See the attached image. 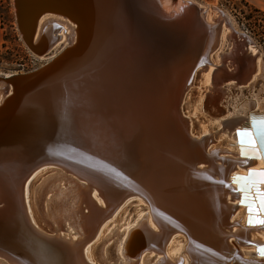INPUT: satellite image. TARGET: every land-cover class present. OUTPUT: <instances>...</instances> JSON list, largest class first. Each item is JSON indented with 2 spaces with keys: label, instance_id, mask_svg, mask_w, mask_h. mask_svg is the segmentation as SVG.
<instances>
[{
  "label": "bare ground",
  "instance_id": "obj_1",
  "mask_svg": "<svg viewBox=\"0 0 264 264\" xmlns=\"http://www.w3.org/2000/svg\"><path fill=\"white\" fill-rule=\"evenodd\" d=\"M28 2L13 0L17 29L34 57L38 60L48 57L40 68L33 71L44 70L49 62L65 53L62 60H56L45 70L46 73H42H45L43 84L37 83L34 89L47 92L52 105L58 107L60 115L64 114V117H58L61 118L59 122L63 120L61 122L66 125L72 124L70 117L73 114L69 113L72 112V101L85 104L87 113L92 112L94 117L87 119L93 123L85 127L86 131L81 127L82 139L88 143L85 148L89 156L85 151L74 153L80 163L58 157L31 158V165L53 162L60 167L42 165L36 170L30 168L28 176L21 182L20 202L27 225L21 222L10 191L0 186V201L6 200L9 204L6 218H3L6 213L0 214V222L8 229L12 228L13 232L21 233L30 245V249L23 248L26 251H22V245L17 248L0 236L3 243L0 264H39L40 256L35 253H43L42 248H47L46 251L58 259L59 253L63 255L66 252V264H97L93 261L94 256L102 264H264V256L259 252L264 248V223H260L264 221V212L259 209L264 197V183L261 182L264 177L260 175L264 172V107L255 109L256 104L252 100H244L235 113L241 106H247L245 117L234 113L222 122L228 131L220 132L225 134L222 139L226 146H221L220 142L208 149V143L194 138L190 119L181 111L185 103L193 102L197 104L194 113L200 112L201 105L207 109L215 100L216 95L208 99L207 94L199 91L192 96V89L188 93L190 97L185 100L187 95L184 93L190 84L201 82L214 85L213 82L217 84L231 79L238 85L249 82L245 87L240 86L248 90L259 81L264 82V58L254 56L257 52L251 43H245L247 51H244L243 58L242 54L239 57L242 52L235 53L232 67L217 60L226 51L228 55L233 53V47L238 48L234 37L228 35L239 33L230 18L216 11L221 19L217 23L212 22L209 10L212 12L215 8L201 6V12L195 15L192 11L188 21L181 13L185 8L187 11L186 6L193 2L131 0L129 12L120 4L124 18L121 17L122 22L117 24L118 28L124 26L130 37H122L116 45L112 44L111 49L112 45L106 44V40L102 42L100 37L90 38L88 27L78 21L73 11L57 8L56 5L37 4L35 8L44 7L46 13L33 19L26 12ZM57 12L67 18L55 14ZM174 15L175 19L170 18ZM133 19L151 26L146 29L152 31L145 33L132 26ZM221 24L229 28L227 34L221 32ZM68 28L73 32V38L69 36ZM90 29L97 35L93 28ZM66 38L70 39V43L66 44ZM219 43L231 46V50L212 54ZM59 48L60 51H57ZM93 49L95 52L91 53ZM112 50L127 52L123 54L126 63L118 57L116 65L108 66L113 64L109 62ZM100 54L106 56L102 63L98 61ZM214 63L219 64L215 69L212 67ZM82 69L89 70L81 72ZM33 71L1 75L0 78L10 79ZM255 71H260L258 76ZM253 79L256 81L253 82ZM56 83H65V90L49 92V88L58 87ZM226 86L231 88V85ZM89 87L92 91L84 93ZM7 91L9 94L4 96ZM11 91V85L0 82V106ZM182 101L185 102L182 104ZM252 107L254 110H251ZM8 123L0 126V147H11L13 150L16 144H23V147L37 144V141L31 143L26 140L9 143L11 138L6 140V137H15L9 128L17 130L21 126L16 120L13 121L15 127L13 123ZM198 131L203 133L202 136L209 133L205 128ZM133 132L140 133L148 148L155 149L156 154L161 153L158 160L163 163L162 177L159 183L156 181L149 187L125 176L129 167L134 168V162L122 166L112 165V159L110 162L105 160L112 157L116 139L121 137L122 142L124 138L133 137ZM218 133L213 134V139ZM80 143L76 146L81 147ZM164 150L168 151L165 156ZM18 151L21 155L13 153L16 163H19L17 156H22L21 149ZM71 151L66 152L70 154ZM116 159L115 156L114 161ZM97 160L110 165L106 167ZM251 173L255 175L247 179ZM163 176L176 179V183L165 180ZM2 177L3 169L0 167V183ZM179 178L183 180L182 186L177 182ZM88 186L92 187L90 191H84ZM252 186L258 187L262 195L253 194ZM132 199L137 202L136 206L130 207L133 211H123ZM249 205L253 209L251 213ZM172 209L176 210L175 213ZM118 215H123L114 224L116 229L124 228L118 233L123 237L119 243L122 260L114 257L113 244L99 248L96 242L105 226L115 222ZM65 220H69L70 225L80 232L77 240L67 239L60 233ZM143 223L146 228H138ZM1 227L0 223V234ZM112 232H116L115 228ZM93 239L96 241L83 245ZM95 242L96 247L92 249ZM77 248L79 253L75 251ZM169 249L180 251V254L170 256ZM157 255L161 257L157 258ZM132 257H136L134 261ZM145 257L147 261L143 262Z\"/></svg>",
  "mask_w": 264,
  "mask_h": 264
},
{
  "label": "water",
  "instance_id": "obj_2",
  "mask_svg": "<svg viewBox=\"0 0 264 264\" xmlns=\"http://www.w3.org/2000/svg\"><path fill=\"white\" fill-rule=\"evenodd\" d=\"M29 1L28 7L26 8V12H28L30 15H32L31 18L36 19V17L41 13H46V8H35V5L37 4H44L46 6H52L56 5L57 8H62L67 11H73L75 15L78 17V21H81L85 26L88 27V31L91 32L90 38L93 37H100L103 40H106V44L109 45H116V43L121 41L122 37H130V33L127 32L124 29V26L118 28L117 24H120L122 22V19L124 18L122 13L120 12V4L124 5L125 9L127 8L128 12L131 10V0H27ZM90 5V7H89ZM196 3L190 4L189 9L186 11L187 13L183 16L187 17L186 19L190 20V10L194 12L195 15H198L202 7ZM115 7L117 10L112 8ZM119 9V10H118ZM91 11L92 14L91 15ZM58 15H61L65 18L64 14H61L59 12L55 13ZM122 17V19H121ZM134 21H131L132 26L135 25V27H139L140 30L149 31L147 33H150L151 31L149 29H146V27L151 28V26H147L145 23L140 21L139 19H133ZM99 24H100V30H99ZM91 26V27H90ZM134 27V28H135ZM93 28L95 33L90 29ZM90 29V30H89ZM93 32V33H92ZM89 33V32H88ZM236 33V32H235ZM235 38L237 41V45L240 43H254L250 37L243 33L235 34ZM97 41V40H96ZM102 42L100 46L102 45ZM246 44V45H247ZM113 45L110 47L113 49ZM121 45V44H119ZM97 47V46H96ZM247 46L244 45L243 49H245ZM244 51H247L246 49L243 50L242 53L244 55ZM95 49L91 53H94ZM127 52L124 51H117L112 50V54L110 55V61L113 62V64L109 65H116V58H120L121 61H124L126 63L125 54ZM65 53H61L58 57L54 58L49 64L47 65V68H50L56 60H61L65 57ZM239 54V55H240ZM87 55V54H86ZM122 56V57H121ZM242 56V58H243ZM106 56L99 55V62L102 63ZM240 57V56H239ZM81 59V58H80ZM60 60V61H61ZM116 61V62H115ZM120 61V63H121ZM111 62V63H112ZM244 69H246L247 64L243 63ZM38 69L36 71L24 74V75H18L11 77L10 79H1L0 82L11 85L12 91L10 93V96L4 101V103L0 106V126H5L8 123H13L14 120L18 121L21 126V128H18L17 130L15 128H9L12 130L13 135L15 137H6V140H9L11 138V141L9 143H12L13 141H37L36 145L28 146L26 143L25 147H23L19 144H16L14 149L12 150L11 147H0V167L3 169V177L1 180L0 186L1 189L5 191H10V195L12 198V203L15 206V208L18 211L19 217L21 219V222H23L24 225H27V221L25 219L24 212L22 210L21 202H20V184L25 180V178L28 176L29 170H36V168L40 166H58L51 163H45L42 165H31V161L33 159L31 158H39L42 157L44 159L46 158H59L60 160H71L75 161L77 163H80V159L75 156L74 153H78V151H84L88 155V151L85 148V145L88 143L86 140L82 139V132L81 127L84 129L83 131H86L85 127H88L89 124H92L91 117H94L92 115V112H88L85 110V104L77 101H72V113L73 115L70 117L72 124L66 125L64 122L62 123L61 120L59 122L58 117H64L61 114V111L58 109L56 105H52L51 101L49 100L47 92H41L38 90H35L34 87L37 83L43 84L44 76H45V70L47 69ZM84 70L89 69H82L81 72ZM91 73L93 71V68H90ZM124 70V69H123ZM45 72L44 74H42ZM55 72V71H54ZM70 76V72H67ZM65 79V78H64ZM63 80V79H60ZM68 80V79H67ZM74 80V79H73ZM63 82V81H62ZM72 82V79L71 81ZM58 87L49 88V92L55 90L57 93L62 92L65 90V83L63 85H60L59 83H56ZM135 86V84L133 85ZM84 89V86H82ZM131 90V89H130ZM92 91V88H87L86 91H83L84 93ZM81 105H80V104ZM83 105V108L81 107ZM95 111H93L94 113ZM97 112V110H96ZM99 112V111H98ZM99 114V113H98ZM175 116V113H173ZM60 115V116H58ZM92 115V116H91ZM170 118L169 116L167 117ZM176 119V117H175ZM58 122V123H57ZM57 123V124H56ZM13 126L15 127L14 123ZM124 137L127 136V134H123ZM122 136V135H121ZM133 137L124 138V140L121 142V137L119 139H116L115 142V149L111 152L112 157L105 158L106 161L110 162L112 165H126L135 163L134 168L129 167L128 173L125 176H128L131 178V180H135L138 184L144 185L146 187H149V184H155L156 181L162 177V161L158 160L159 154H156V150L152 148H148L147 145H145L144 140L142 139L139 132H133ZM84 138V137H83ZM112 139V136H111ZM81 141V147L76 146ZM54 143V144H53ZM18 147L22 151V156H17L18 162L14 160L13 153H17L18 155H21L19 153V149H16ZM73 150L71 151V149ZM84 150H83V149ZM66 151H71L70 154H68ZM164 156L167 155L168 151L164 150ZM163 154V152H162ZM89 156V155H88ZM116 156V160L114 161V158ZM119 156V157H118ZM130 157V158H129ZM121 159L126 160V162H119ZM114 161V162H113ZM98 163L102 165H106L108 167L107 162H103L101 160H97ZM167 163V161H166ZM200 165V164H199ZM205 165V164H204ZM203 165V166H204ZM34 166V167H32ZM198 166V165H197ZM60 167V166H58ZM166 167V166H164ZM31 168V169H30ZM126 171V170H125ZM32 172V171H31ZM164 177V176H163ZM178 178V177H177ZM165 180H171L176 183V179H168L164 177ZM155 182V183H154ZM179 185H183V180L179 178L177 180ZM159 183V182H158ZM146 184V185H145ZM256 184V183H251ZM254 187L253 194L262 195L261 190H258L259 188L256 186ZM92 187L88 186L84 189V191L89 192ZM4 191H2L3 193ZM234 192H237L234 191ZM4 195V193H3ZM162 195V194H161ZM168 195V194H167ZM165 197V195H164ZM5 202L7 204H5ZM8 202L0 201V214L6 213V210L9 208ZM173 213H175L174 209L171 210ZM178 211V210H177ZM171 212V213H172ZM181 212L179 210L178 214ZM7 213L3 216V218H6ZM1 223V234L0 236L2 238H6L10 244L15 245L17 248L19 246L22 247V251L26 249L23 248H29V244L27 241L23 238L21 233H17L16 231H12V228L7 227L3 222ZM146 228L144 223L141 224L138 228ZM83 235V239H84ZM13 237V238H11ZM14 239V240H13ZM84 240H81L83 242ZM20 243V244H18ZM26 243V245H24ZM18 244V245H17ZM80 244V242L78 243ZM3 243L0 241V248H2ZM8 248V247H4ZM30 249V248H29ZM47 248H42L43 253H35L39 258V264H66L64 261L66 252L59 253V259L58 257H53L51 255V252L46 251ZM37 250V249H35ZM75 251H78L79 248H77ZM30 254V253H29Z\"/></svg>",
  "mask_w": 264,
  "mask_h": 264
},
{
  "label": "rangeland",
  "instance_id": "obj_3",
  "mask_svg": "<svg viewBox=\"0 0 264 264\" xmlns=\"http://www.w3.org/2000/svg\"><path fill=\"white\" fill-rule=\"evenodd\" d=\"M185 2H187V3L193 2V3H196V4L203 6V7H205V6L214 7L215 9L212 10V12H211V10H209V12L211 13V16H212V22L215 21L217 23L221 19L220 16L218 14H216V11H220L221 14H222V12L224 14H226L230 18L231 22L233 23V27H234L235 31H237L239 33H243L252 39V41L254 43H251V44L253 46H255V50L257 52L254 56L257 57L259 55V56H262L264 58V31H262L261 27H259V25L263 24L264 17H262L261 14L253 11L254 6H255L254 8L257 7L259 9H261L262 11H264V0H185ZM252 5H253V7H251ZM186 7H187V9H189L188 8L189 5H187ZM185 9H184V12L181 13V15L182 14L185 15L187 13ZM207 12H208V10H207ZM191 13H193V12L190 10V14ZM174 17H176V15H174L173 17H170V18L175 19ZM222 26H224V24H221V28H222L221 32L227 34L230 31L229 28L228 27L227 28L222 27ZM65 27H67V26H65ZM67 30L69 31V36L73 38L74 37L73 32L69 28ZM0 34H1V37H0V40H1V44H0V76L1 75L6 76V75H12V74L21 73V72L33 71L37 68H40V66H42L44 64V62L47 61L46 58L48 59V57H46L43 60H38L36 57H34L29 52L26 45L24 44V41L20 37L19 31L17 29L16 19H15L13 0H0ZM228 35H230V37H232V38L234 37L235 43H236L235 45L238 48L233 47L231 50V46H229V45L226 46L224 44L219 43L218 46L216 48H214V50L212 51V54L217 53V52H218L217 54H219V53L221 54L224 52V50H228V51L231 50V52H233V53L226 55L227 54V51H226L224 53V55L222 57L217 58V60H219L220 63H225V64L229 65V67H232V65L234 64L233 58H234V55H236L235 53H237V51L243 52V50H244L243 47L245 44L240 43L239 45H237L238 43L236 41L235 36L232 33H230V34L228 33ZM69 38H66L67 39L66 44L70 43V39H72V38H70V39ZM230 43H232V42H230ZM222 46H224V47H222ZM57 51H60V48ZM242 56H243V54H242ZM240 57H241V54H240ZM217 66H219V64L216 65L214 63V65L212 67L215 69ZM256 66H257V64H256ZM198 69H200V67L197 68V70ZM259 72L255 71V75H257V74L259 75ZM198 80L199 79H197V81ZM255 81L256 80L253 79V82H255ZM248 83L238 85V84H235L234 80L230 79L228 81H224L222 83H217V84H216V82H213V84L215 85V88H212L214 85H212V84L209 85V83L207 85L205 83L200 82V83H195L194 85L190 84L188 89L184 93L185 96L187 95L185 97L186 98L185 100H187L190 97V94H188V93L190 92L191 89L193 92L192 96L195 95V91H199V92L207 94L208 99L210 98V96L216 95V97H214L215 100H213L214 102L211 105V107L209 105L208 106L209 108L206 109V108L202 107L203 105H201L200 106V112L194 113L193 110L196 108L197 104H194L193 102L188 103V104L185 103L181 109L184 116L189 117V119H190L191 131H192V134L195 136V137L194 136L193 137L198 138L199 140L202 139L204 142H206V144L208 143L207 144L208 147L206 146L207 149L210 148L211 146L216 145L217 143H220V142H222V143H220L221 146H224V147L226 146V143H224V140H223L225 137V134L222 135L220 133V132H226L227 131L223 127L222 122L225 121L226 118L227 119L230 118V116L235 113V110L238 107V105H240L242 102H244V100H252L254 102L253 104H256L255 109L257 107H260V108L264 107V82L259 81V84H256V86H254L255 85L254 84L252 86V88L248 89V90L240 88V86L241 87L247 86ZM226 85H231V88H230V86L227 87ZM232 86H233V88H232ZM261 86H262V88H261ZM219 88H222L223 90L220 91V90H218ZM237 89H239V90H237ZM240 91H242V92H240ZM226 92H228V93H226ZM7 94H9V91H7L6 94H4V96ZM184 102L185 101H182V104ZM252 109L254 110L253 107L251 108V110ZM246 111H247V106L243 105L240 107L239 111H237L235 114L238 117L242 118V117H245ZM202 128H205V130L208 131L209 133H206L205 136L204 135L202 136L203 133L201 134L198 131ZM218 131H219V133L215 134L216 138L213 139V137H214L213 134L217 133ZM210 134H212V135H210ZM196 136H200V137H196ZM211 137H212V139H211ZM220 138H221V140H220ZM229 196L230 195H228L227 198H229ZM135 202H136V199H135V201H134V199H132V201L129 205L126 204L128 207L124 206L125 210L123 209V211H129L130 210L132 212L133 211L131 209L132 206H134V205L136 206V204H137V202L136 203ZM30 208L32 210L31 204H30ZM32 212H33V210H32ZM122 216L123 215H120V216L118 215L115 222L111 221L110 223H108L107 226H105L106 228L102 230V232L100 234L101 236L98 238L97 241L94 239L91 241L87 240L89 242L86 241L83 245H85L86 243L91 244L94 241H96L99 244V248L100 247L106 248L108 244L109 245L113 244L112 249H113L114 257H116V258L118 257L120 260H122L121 259L122 251L120 249L119 243L121 241L120 239H122L123 237L121 238L120 235H118V233L120 231H122L124 228L119 227L116 229V225H114L116 223V221L119 219V217L121 218ZM62 226L63 227H61V229L59 230L62 235L66 236L67 239L73 238L72 240H74V241L77 240V238L79 237L78 233H80V232H78V230L74 229L73 226L70 225L69 220H65L63 222ZM114 228H115L116 232H112L114 230ZM68 232L70 233V235H68L69 234ZM109 233H110V235H109ZM105 236H107V237H105ZM103 238H105V239H103ZM70 241H71V239H70ZM96 242L93 245L94 248L92 247V249H95ZM179 252L175 249L174 250L173 249L168 250V254L170 256H172V255L177 256L180 254ZM156 257L160 258L161 255H157ZM135 258L136 257H132V261H134ZM93 261L97 264H102L101 262L96 260L95 256L93 257ZM144 261H147L146 257L143 260V262ZM150 264H153V263H150Z\"/></svg>",
  "mask_w": 264,
  "mask_h": 264
},
{
  "label": "snow or ice",
  "instance_id": "obj_4",
  "mask_svg": "<svg viewBox=\"0 0 264 264\" xmlns=\"http://www.w3.org/2000/svg\"><path fill=\"white\" fill-rule=\"evenodd\" d=\"M249 142H251V139H250ZM252 175H255V173H251V174L249 175V177H247V179H251ZM260 175H261L262 177H264V172H261ZM261 182L264 183V180H262ZM259 209H260L261 212H264V197L261 198V202H260ZM252 210H253V209H252V206L249 205V207H248V211L251 213ZM249 223H251V220L249 221ZM260 223H264V221H260ZM259 252H260V254H261L262 256H264V248L259 249Z\"/></svg>",
  "mask_w": 264,
  "mask_h": 264
},
{
  "label": "trees",
  "instance_id": "obj_5",
  "mask_svg": "<svg viewBox=\"0 0 264 264\" xmlns=\"http://www.w3.org/2000/svg\"><path fill=\"white\" fill-rule=\"evenodd\" d=\"M249 6H250V5H249ZM251 7H253V6H251ZM253 11L256 12V13L261 14L262 17H264V12H263V11H261V10H259V9H257V8H254V7H253ZM259 27H261L262 31H264V21H263V24H262V25H259Z\"/></svg>",
  "mask_w": 264,
  "mask_h": 264
},
{
  "label": "crops",
  "instance_id": "obj_6",
  "mask_svg": "<svg viewBox=\"0 0 264 264\" xmlns=\"http://www.w3.org/2000/svg\"><path fill=\"white\" fill-rule=\"evenodd\" d=\"M250 4V3H249ZM253 6V5H252ZM255 7V6H254ZM257 8V7H256ZM257 9H259V8H257ZM259 10H261V9H259ZM262 11V10H261ZM264 12V11H263ZM0 37H1V34H0ZM0 44H1V40H0Z\"/></svg>",
  "mask_w": 264,
  "mask_h": 264
}]
</instances>
